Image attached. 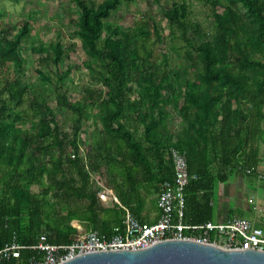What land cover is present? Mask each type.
<instances>
[{
  "label": "trees",
  "instance_id": "obj_1",
  "mask_svg": "<svg viewBox=\"0 0 264 264\" xmlns=\"http://www.w3.org/2000/svg\"><path fill=\"white\" fill-rule=\"evenodd\" d=\"M200 1L211 5L212 33L191 21L187 0H176L165 13V36L154 21L134 28L112 23L132 0H72L84 66L106 91L85 88L83 102H70L55 87V110L22 86L30 23L11 40L0 32V246L13 236L28 248L69 245L90 232L112 235L111 220L120 223L125 210L136 216L173 180L170 148L185 153L189 174L197 177L186 191L191 224L213 221L218 184L257 169V144L264 141V0ZM161 45L170 48L160 60L154 53ZM32 52L41 56L42 69L54 65L57 82H64L70 70L59 39ZM94 108L85 154L81 135ZM56 110L73 116L71 134L61 129ZM104 190L114 192V207L100 200ZM21 255L26 264L33 253Z\"/></svg>",
  "mask_w": 264,
  "mask_h": 264
},
{
  "label": "rangeland",
  "instance_id": "obj_2",
  "mask_svg": "<svg viewBox=\"0 0 264 264\" xmlns=\"http://www.w3.org/2000/svg\"><path fill=\"white\" fill-rule=\"evenodd\" d=\"M93 1L97 5L103 2V0ZM174 2H176V0H132L130 4H125L119 8V10L113 14L111 21L123 28H134L146 22L152 23L151 21H154L163 29L165 36H167L169 31L165 13L171 10ZM187 2L190 4V10L193 13L191 21L200 24L206 32L211 34L214 24L211 16V5L205 4L200 0H187ZM237 7L244 11L239 4H237ZM217 10L219 13L222 11L221 7H217ZM78 13L72 0H3L0 4V32H6V38L8 40L15 37L23 23H30L31 33L23 44L22 50V57L25 60L22 86L34 90L32 95L34 92L40 94L54 110L56 109L57 100L55 87L60 88L61 93L65 94L70 102H83L85 88L94 89L97 93H104L106 91L90 77L88 70L84 66L86 56L82 50L79 39L74 35ZM58 39L63 43L66 49L67 56L64 60V69L70 70L63 83L57 82L55 76L57 68L52 65L49 69H42L39 66V59L41 56L32 52L33 48L41 44L46 45ZM167 42L171 45L172 41L167 40ZM168 48H170L169 45H167V47L164 45L156 47L154 53L155 58L161 60L162 54H164ZM176 58V54H173L171 66L177 63L175 61ZM39 71L50 78L52 82L47 83L44 81L39 75ZM27 103L23 106L25 111H27ZM56 113L61 129L65 133L71 134L73 116L65 111L59 112L56 110ZM89 113L90 118L83 126L81 135V140L83 141L81 149L83 153L85 151V154L86 150H88V142L89 138H91L90 135L94 133L96 125L95 116L98 114V109H90ZM29 121L30 120H27L28 123L23 126L25 129L31 128L32 124ZM179 123L180 122H177L176 126H178ZM218 187L219 185L216 186L215 203L218 200ZM154 196L155 195H152L145 203L151 201ZM115 201L116 198L112 194L110 200L102 202L106 208H112L115 206ZM217 210L218 205L214 207V211L216 212ZM238 216L239 218L243 216L244 218L250 219L245 215ZM120 217V221H122L124 215L122 214ZM215 221L217 220L215 219ZM76 223L80 224V222L76 221L73 224ZM80 228L81 230L86 229L87 223L82 222Z\"/></svg>",
  "mask_w": 264,
  "mask_h": 264
},
{
  "label": "built area",
  "instance_id": "obj_3",
  "mask_svg": "<svg viewBox=\"0 0 264 264\" xmlns=\"http://www.w3.org/2000/svg\"><path fill=\"white\" fill-rule=\"evenodd\" d=\"M167 156L172 162L174 176L172 181L160 185L157 195L159 219L156 223L142 222L125 210L123 228L114 229L110 236L90 232L69 245L38 244L28 248L20 246L13 236L9 243L0 246V261L2 264H21L22 251L29 250L33 255L26 264H62L86 254L140 251L166 241H193L229 251L264 253V208L256 207L260 218L256 222L243 218L203 224L186 222V191L197 177L189 174L185 153L170 148ZM255 172L254 169L246 171L247 174ZM257 178L264 183V173L257 172ZM99 198L106 202L112 194L104 190Z\"/></svg>",
  "mask_w": 264,
  "mask_h": 264
},
{
  "label": "water",
  "instance_id": "obj_4",
  "mask_svg": "<svg viewBox=\"0 0 264 264\" xmlns=\"http://www.w3.org/2000/svg\"><path fill=\"white\" fill-rule=\"evenodd\" d=\"M62 264H264V253L229 251L193 241H166L140 251L86 254Z\"/></svg>",
  "mask_w": 264,
  "mask_h": 264
},
{
  "label": "crops",
  "instance_id": "obj_5",
  "mask_svg": "<svg viewBox=\"0 0 264 264\" xmlns=\"http://www.w3.org/2000/svg\"><path fill=\"white\" fill-rule=\"evenodd\" d=\"M257 146L261 162L255 173L247 174V168L242 171L243 174L232 175L227 183L218 184V200L212 203L213 207L218 205V210L214 212L213 222H226V220L239 218L238 215L248 216L250 219L243 216L242 218L252 222L259 221L260 218L255 209L256 207L264 208V183L258 180L257 172L264 173V141H259ZM109 191L115 197L114 192ZM135 217L148 224L156 223L159 219L157 196L147 203H142V210L137 212ZM111 223L116 229L120 228L119 224L123 227L124 220L122 219L120 223L111 220Z\"/></svg>",
  "mask_w": 264,
  "mask_h": 264
}]
</instances>
